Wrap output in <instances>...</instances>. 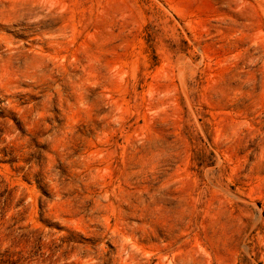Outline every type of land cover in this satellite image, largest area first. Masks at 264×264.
<instances>
[{"label": "rangeland", "instance_id": "rangeland-1", "mask_svg": "<svg viewBox=\"0 0 264 264\" xmlns=\"http://www.w3.org/2000/svg\"><path fill=\"white\" fill-rule=\"evenodd\" d=\"M0 264H264V0H0Z\"/></svg>", "mask_w": 264, "mask_h": 264}]
</instances>
